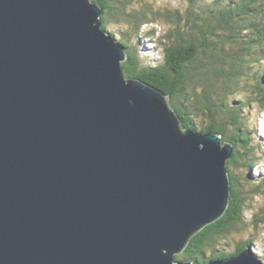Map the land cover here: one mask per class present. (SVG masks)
Wrapping results in <instances>:
<instances>
[{"label": "water", "instance_id": "95a60500", "mask_svg": "<svg viewBox=\"0 0 264 264\" xmlns=\"http://www.w3.org/2000/svg\"><path fill=\"white\" fill-rule=\"evenodd\" d=\"M101 13L0 0V264H199L175 257L229 205L231 144L123 76Z\"/></svg>", "mask_w": 264, "mask_h": 264}, {"label": "trees", "instance_id": "16d2710c", "mask_svg": "<svg viewBox=\"0 0 264 264\" xmlns=\"http://www.w3.org/2000/svg\"><path fill=\"white\" fill-rule=\"evenodd\" d=\"M90 1L102 11L103 30L106 31L112 20L121 19L127 24L125 42L123 38L108 34L126 54L122 63L123 76L141 80L169 96L170 106L182 129L217 134L223 143L233 147L226 166L231 185L225 213L193 235L175 261L182 256L184 261L204 264L238 255L250 247L249 242L238 244L232 253L222 251L216 253L217 256L211 254L204 258L205 253L217 250L216 242L222 236L242 224L246 192L241 187L242 181L247 182L249 177L238 173L241 169L257 167L241 108L235 107L240 102L230 105L226 98L247 87L250 96L242 99L246 98L245 103L256 104L264 112V89L259 88L264 78L258 77L256 88H250L243 79L252 65H264V0H186L187 7L182 11L158 9L152 3L135 8L134 0ZM158 21L168 26L163 36L156 38L162 51V63L143 67L138 59L137 44L131 41L142 34L143 26ZM155 33L150 30L142 35L154 36ZM200 116L204 120L202 124L196 122Z\"/></svg>", "mask_w": 264, "mask_h": 264}, {"label": "rangeland", "instance_id": "374dc122", "mask_svg": "<svg viewBox=\"0 0 264 264\" xmlns=\"http://www.w3.org/2000/svg\"><path fill=\"white\" fill-rule=\"evenodd\" d=\"M143 3H152L155 8H164L169 11H182L187 7L186 0H134L133 7L138 8ZM167 28L168 26L162 21L148 24L142 27V34H148L150 30H155V35L143 37L141 34L133 39V42L131 41L132 44H137L138 59L143 67H154L162 63V51L157 45L156 38L162 37ZM126 30L127 24L123 23L121 19H116L108 22L106 31H103L117 38H123L122 41L125 42L128 37L125 35ZM263 66L259 67V64L252 65L248 75L243 78L250 85V88H253V86L254 88L258 87L257 79L260 75L264 78ZM259 88L264 89V84L259 86ZM249 93L251 91L246 87V90H243V92L233 94L232 96L230 95L226 98L230 105L235 104L238 100L240 102L235 107L241 108V115L246 124L247 133L250 137L251 146L254 148L257 162V167L255 166L252 170L241 169L238 173L240 176L245 177L246 175V178L249 177L247 182L242 181L243 187H241L246 192V206L242 215L243 222L237 229L222 236L216 242L215 249L217 250L215 252L205 253L204 258H209L211 254L217 256L219 254L216 253L222 251L232 253L238 244L240 246L249 242L253 254L264 263V185L262 184L264 182V112L260 111L256 104L249 105L245 103L247 100L246 98L242 99V97L250 96ZM203 121V118L200 116L196 122L202 124ZM221 147H223L222 144ZM225 165L227 166V164ZM243 177L239 178L242 180ZM178 261H184V258L180 256Z\"/></svg>", "mask_w": 264, "mask_h": 264}, {"label": "clouds", "instance_id": "9594fccd", "mask_svg": "<svg viewBox=\"0 0 264 264\" xmlns=\"http://www.w3.org/2000/svg\"><path fill=\"white\" fill-rule=\"evenodd\" d=\"M168 104L170 105V99H169ZM170 107H171V106H170ZM176 117H177V116H176ZM179 121H180V120H179ZM180 124H181V122H180ZM181 129H182V127H181ZM183 130H184V129H182V131H183ZM186 130H188V129H186ZM194 132H195V131H194ZM196 132H197V131H196ZM198 133H199V132H198ZM203 134H204V133H203ZM216 135H217V134H216ZM219 137H220V136H219ZM221 144H222V145L225 144V143L222 142V139H221ZM229 144H230V143H229ZM231 146H232V145H231ZM229 159H230V158H229ZM229 159H228V160H229ZM228 160H227V161H228ZM183 250H184V249H183ZM181 253H182V252H181ZM181 253H180V254H181ZM187 261H188V260H187ZM189 262H191V261H189ZM200 264H201V263H200ZM202 264H203V263H202Z\"/></svg>", "mask_w": 264, "mask_h": 264}, {"label": "bare ground", "instance_id": "6f19581e", "mask_svg": "<svg viewBox=\"0 0 264 264\" xmlns=\"http://www.w3.org/2000/svg\"><path fill=\"white\" fill-rule=\"evenodd\" d=\"M111 39H112V37H111ZM115 43V42H114ZM116 45H117V43H115ZM216 135V134H215ZM220 147H221V145H220ZM222 148V147H221ZM233 152V151H232ZM232 152H231V155H232ZM227 162V161H226ZM225 161H224V164H227ZM227 170V169H226Z\"/></svg>", "mask_w": 264, "mask_h": 264}]
</instances>
